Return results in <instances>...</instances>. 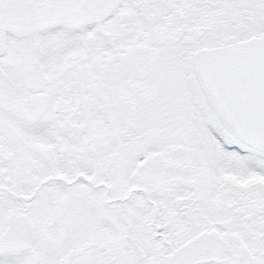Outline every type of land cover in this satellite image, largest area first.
Here are the masks:
<instances>
[{"label": "snow or ice", "instance_id": "obj_1", "mask_svg": "<svg viewBox=\"0 0 264 264\" xmlns=\"http://www.w3.org/2000/svg\"><path fill=\"white\" fill-rule=\"evenodd\" d=\"M0 264H264V0H0Z\"/></svg>", "mask_w": 264, "mask_h": 264}]
</instances>
